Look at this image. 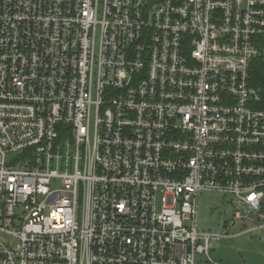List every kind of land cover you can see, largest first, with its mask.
<instances>
[{"label":"built area","instance_id":"built-area-1","mask_svg":"<svg viewBox=\"0 0 264 264\" xmlns=\"http://www.w3.org/2000/svg\"><path fill=\"white\" fill-rule=\"evenodd\" d=\"M264 0H0V264H227L199 197L264 241Z\"/></svg>","mask_w":264,"mask_h":264},{"label":"rangeland","instance_id":"rangeland-1","mask_svg":"<svg viewBox=\"0 0 264 264\" xmlns=\"http://www.w3.org/2000/svg\"><path fill=\"white\" fill-rule=\"evenodd\" d=\"M230 198L216 193L199 197L198 226L213 234L228 233L214 244L210 254L214 260L227 264H264V241L248 224L232 226L234 209Z\"/></svg>","mask_w":264,"mask_h":264},{"label":"trees","instance_id":"trees-1","mask_svg":"<svg viewBox=\"0 0 264 264\" xmlns=\"http://www.w3.org/2000/svg\"><path fill=\"white\" fill-rule=\"evenodd\" d=\"M250 84L261 94L260 108L264 109V65L262 61L255 60L250 69Z\"/></svg>","mask_w":264,"mask_h":264}]
</instances>
